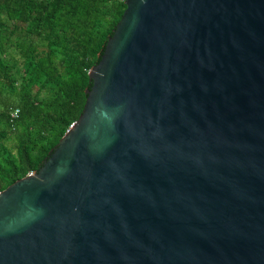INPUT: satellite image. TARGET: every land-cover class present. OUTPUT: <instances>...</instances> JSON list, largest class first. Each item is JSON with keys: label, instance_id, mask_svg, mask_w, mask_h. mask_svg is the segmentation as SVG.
Listing matches in <instances>:
<instances>
[{"label": "water", "instance_id": "water-1", "mask_svg": "<svg viewBox=\"0 0 264 264\" xmlns=\"http://www.w3.org/2000/svg\"><path fill=\"white\" fill-rule=\"evenodd\" d=\"M124 4L0 264H264V0Z\"/></svg>", "mask_w": 264, "mask_h": 264}, {"label": "trees", "instance_id": "trees-1", "mask_svg": "<svg viewBox=\"0 0 264 264\" xmlns=\"http://www.w3.org/2000/svg\"><path fill=\"white\" fill-rule=\"evenodd\" d=\"M124 10V0H0V192L38 172L78 120Z\"/></svg>", "mask_w": 264, "mask_h": 264}, {"label": "built area", "instance_id": "built-area-1", "mask_svg": "<svg viewBox=\"0 0 264 264\" xmlns=\"http://www.w3.org/2000/svg\"><path fill=\"white\" fill-rule=\"evenodd\" d=\"M17 116H18V111L17 110L13 111L10 114L11 119H15V118H17ZM29 175H32V173H30Z\"/></svg>", "mask_w": 264, "mask_h": 264}]
</instances>
